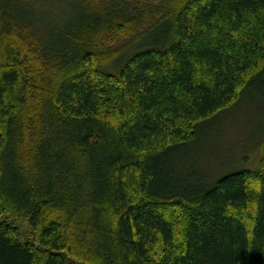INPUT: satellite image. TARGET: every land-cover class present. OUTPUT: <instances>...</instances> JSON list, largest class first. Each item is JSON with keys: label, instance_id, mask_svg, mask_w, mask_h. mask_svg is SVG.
<instances>
[{"label": "trees", "instance_id": "obj_1", "mask_svg": "<svg viewBox=\"0 0 264 264\" xmlns=\"http://www.w3.org/2000/svg\"><path fill=\"white\" fill-rule=\"evenodd\" d=\"M81 1L49 39L0 0V264H264V155L181 166L264 94V0Z\"/></svg>", "mask_w": 264, "mask_h": 264}, {"label": "rangeland", "instance_id": "obj_2", "mask_svg": "<svg viewBox=\"0 0 264 264\" xmlns=\"http://www.w3.org/2000/svg\"><path fill=\"white\" fill-rule=\"evenodd\" d=\"M20 1L31 19L36 21L40 33L49 39L59 36L82 4L81 0ZM262 89L259 87V90ZM257 91L251 89L238 107L209 123L205 135H201L191 149L190 157L198 163L188 166L187 148L184 149L182 154L186 160L183 159L181 166L187 168V172L217 176L242 166L258 168L264 155L261 143H257L264 130V94ZM0 219L17 227L25 239L29 237L26 221L10 213Z\"/></svg>", "mask_w": 264, "mask_h": 264}]
</instances>
